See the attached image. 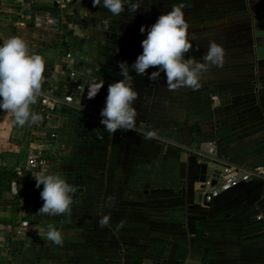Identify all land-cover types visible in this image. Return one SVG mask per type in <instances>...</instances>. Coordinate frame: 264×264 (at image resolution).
I'll use <instances>...</instances> for the list:
<instances>
[{
  "label": "crops",
  "instance_id": "obj_1",
  "mask_svg": "<svg viewBox=\"0 0 264 264\" xmlns=\"http://www.w3.org/2000/svg\"><path fill=\"white\" fill-rule=\"evenodd\" d=\"M180 3L193 40L185 58L200 60L215 41L226 51L223 67L212 66L196 90H170L163 72L150 80L159 66L145 75L130 69L136 128L106 132L100 113L108 86L122 79L119 63L131 66L147 28ZM42 15L58 17L61 32L38 29ZM12 36L42 55L40 96L54 88L59 103L45 117L39 96L31 108L42 119L24 127L0 110V264L9 250L19 251V264L24 249L52 243L48 223L64 233V244L93 248L97 264H264V181L223 192L210 205L201 193L202 181L223 165L264 164V0H142L135 13L118 16L92 0H0V42ZM88 69L104 80L91 99L80 87ZM147 130L158 138L144 139ZM30 152L43 165L18 170ZM43 172L75 187L71 216L37 214L44 201L35 174ZM102 216L109 217L104 227ZM22 221L29 227L19 235Z\"/></svg>",
  "mask_w": 264,
  "mask_h": 264
},
{
  "label": "clouds",
  "instance_id": "obj_2",
  "mask_svg": "<svg viewBox=\"0 0 264 264\" xmlns=\"http://www.w3.org/2000/svg\"><path fill=\"white\" fill-rule=\"evenodd\" d=\"M93 6L101 5L113 16L124 11L135 13L142 0H92ZM127 5V8L125 7ZM184 4L174 5L171 11L162 14L157 21L147 28V36L141 42L143 49L135 62L129 66L127 62H120V79L108 86L105 106L101 110V124L110 134L120 130H134L137 125V109L133 106L138 98L134 89L133 77L130 69L138 75H145L151 66H159L157 71L151 72L150 80L156 81L161 72L166 76L167 87L177 88L201 87L204 73L212 66L223 67L226 51L215 41H210L207 51L200 60L194 57L185 58V54L192 49V39L189 38V24L183 11ZM109 20L103 21V30L108 31ZM141 33L146 31L142 26ZM197 51L199 48L197 47ZM99 71V69H96ZM45 61L42 55L30 52L26 42L19 36H12L0 42V110L10 112L14 116V123L19 127L38 124L42 117L32 110L31 105L37 102L41 94L42 83L45 79ZM87 79L80 85L87 89V98H94L104 85V80L93 75L88 69ZM144 139L158 138L155 130H147ZM36 187L43 189L40 197L44 201L37 214L49 217L59 215L71 216L73 193L75 187L58 172H43L35 174ZM112 203L109 198V205ZM109 217L102 216L99 226L108 224ZM47 240L57 246H63L64 233L53 223L47 224Z\"/></svg>",
  "mask_w": 264,
  "mask_h": 264
},
{
  "label": "built area",
  "instance_id": "obj_3",
  "mask_svg": "<svg viewBox=\"0 0 264 264\" xmlns=\"http://www.w3.org/2000/svg\"><path fill=\"white\" fill-rule=\"evenodd\" d=\"M55 2L61 3V0H55ZM61 24V20L54 15H42L36 18V27L41 30L61 32ZM69 76L74 78L75 73H70ZM63 101L67 104H72L73 98L72 96H65ZM58 103L59 99L56 90L49 88L40 96L41 114L45 117L53 114L57 109ZM206 147L208 155H212V145L209 143ZM41 165H43V160L34 152H30L26 164L19 167L18 170L25 169L32 172ZM253 181H264V164L251 168L223 165L212 177L202 181L201 193L205 204H212L223 192ZM28 227V221H22L17 229V234L21 235Z\"/></svg>",
  "mask_w": 264,
  "mask_h": 264
},
{
  "label": "rangeland",
  "instance_id": "obj_4",
  "mask_svg": "<svg viewBox=\"0 0 264 264\" xmlns=\"http://www.w3.org/2000/svg\"><path fill=\"white\" fill-rule=\"evenodd\" d=\"M127 246L131 247L130 244ZM92 249L84 250L73 244L57 246L53 243H40L36 247L24 249L25 252L19 264H97L98 262L90 257ZM8 252L11 253L8 255L9 259H6V264H17L16 258L20 256L19 251L12 249ZM101 264H109V261Z\"/></svg>",
  "mask_w": 264,
  "mask_h": 264
},
{
  "label": "water",
  "instance_id": "obj_5",
  "mask_svg": "<svg viewBox=\"0 0 264 264\" xmlns=\"http://www.w3.org/2000/svg\"><path fill=\"white\" fill-rule=\"evenodd\" d=\"M208 205H210V204H208Z\"/></svg>",
  "mask_w": 264,
  "mask_h": 264
}]
</instances>
